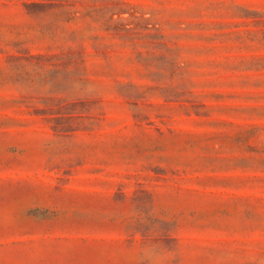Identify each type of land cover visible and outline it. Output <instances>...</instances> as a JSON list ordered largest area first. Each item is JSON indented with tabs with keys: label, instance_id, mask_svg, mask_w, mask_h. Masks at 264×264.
I'll list each match as a JSON object with an SVG mask.
<instances>
[{
	"label": "rangeland",
	"instance_id": "rangeland-1",
	"mask_svg": "<svg viewBox=\"0 0 264 264\" xmlns=\"http://www.w3.org/2000/svg\"><path fill=\"white\" fill-rule=\"evenodd\" d=\"M0 264H264V0H0Z\"/></svg>",
	"mask_w": 264,
	"mask_h": 264
}]
</instances>
